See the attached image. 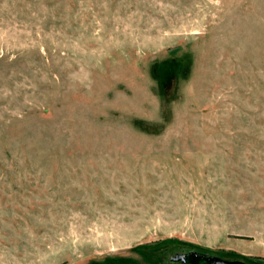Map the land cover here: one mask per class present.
Returning <instances> with one entry per match:
<instances>
[{
  "label": "rangeland",
  "instance_id": "1",
  "mask_svg": "<svg viewBox=\"0 0 264 264\" xmlns=\"http://www.w3.org/2000/svg\"><path fill=\"white\" fill-rule=\"evenodd\" d=\"M264 264V0H0V264Z\"/></svg>",
  "mask_w": 264,
  "mask_h": 264
},
{
  "label": "flooded vegetation",
  "instance_id": "2",
  "mask_svg": "<svg viewBox=\"0 0 264 264\" xmlns=\"http://www.w3.org/2000/svg\"><path fill=\"white\" fill-rule=\"evenodd\" d=\"M201 254V253H200ZM194 257H193V256ZM200 257V258H199ZM205 254L197 255L195 251H191L189 253H177L171 258V262L173 263H178V264H193V259L198 258V259H206ZM226 260V259H225ZM229 261V260H228ZM245 264V263H244Z\"/></svg>",
  "mask_w": 264,
  "mask_h": 264
},
{
  "label": "water",
  "instance_id": "3",
  "mask_svg": "<svg viewBox=\"0 0 264 264\" xmlns=\"http://www.w3.org/2000/svg\"><path fill=\"white\" fill-rule=\"evenodd\" d=\"M197 255H201L200 253L195 252ZM193 256V255H192ZM206 259H193V264H244L241 261L234 260V261H228L223 258H218L216 256H210L206 254ZM194 257V256H193ZM200 258V257H199Z\"/></svg>",
  "mask_w": 264,
  "mask_h": 264
},
{
  "label": "trees",
  "instance_id": "4",
  "mask_svg": "<svg viewBox=\"0 0 264 264\" xmlns=\"http://www.w3.org/2000/svg\"><path fill=\"white\" fill-rule=\"evenodd\" d=\"M239 261V260H238Z\"/></svg>",
  "mask_w": 264,
  "mask_h": 264
}]
</instances>
